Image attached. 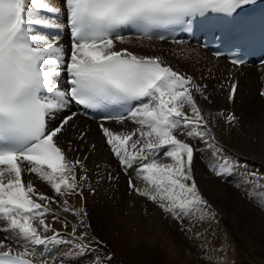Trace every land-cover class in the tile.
Here are the masks:
<instances>
[{"label": "snow or ice", "instance_id": "obj_1", "mask_svg": "<svg viewBox=\"0 0 264 264\" xmlns=\"http://www.w3.org/2000/svg\"><path fill=\"white\" fill-rule=\"evenodd\" d=\"M256 2L62 0L70 35L66 48L50 34L61 28L54 0H0V233L4 234L0 264H57L56 258L42 255L36 246L62 244L69 247L58 264H111L113 253L105 252L107 245L91 235L86 210L72 207L65 197L83 199L85 187L95 193L87 184L83 160L67 155L76 151L74 140H86V132L78 130L77 117L114 108L122 111L102 116L98 127L128 177L130 193L158 209L165 220L175 221L188 240L206 241L205 233L197 229L217 221L194 177L197 149L189 141L204 145L208 171L214 177L237 176L234 186L244 189L247 198L264 211V172L249 170L214 131L221 122L236 127L235 113L206 111L198 97L207 105L213 103L208 85L174 70L160 56L117 48L131 42L121 30L135 31L141 41H163L168 37L154 35L155 29L191 32L194 23L210 14L233 18ZM214 55L219 58L221 53ZM243 55L234 51L230 63L245 64ZM219 87L226 88L229 103L235 101L237 81L230 79ZM260 95L264 97V90ZM105 121L121 125L129 121L134 127L117 132ZM69 133H76L74 139H67ZM65 140L66 147L62 146ZM25 174L47 184L53 196L38 192L31 180L25 182ZM108 178L113 179L111 174ZM52 204L77 223L61 220ZM144 214L151 217L147 207ZM49 215L71 231L54 229L46 222ZM198 247L202 258L213 264L207 243ZM224 247L221 244L218 250Z\"/></svg>", "mask_w": 264, "mask_h": 264}, {"label": "bare ground", "instance_id": "obj_2", "mask_svg": "<svg viewBox=\"0 0 264 264\" xmlns=\"http://www.w3.org/2000/svg\"><path fill=\"white\" fill-rule=\"evenodd\" d=\"M54 3L60 9L58 23L63 26L62 0H54ZM125 37L129 38L131 42L123 45L117 44L118 49L127 48L137 55L160 56L174 70L192 76L197 83L207 84L213 103L207 105L198 97V101L205 107L206 111L215 113L223 109L238 116L243 106L252 105L255 100H264L260 95L261 90H264V64L234 66L223 59L215 58L210 52L201 49L199 46L186 42L175 44L146 39L141 41L137 39V36L132 35ZM55 40L64 46L69 42L67 38H55ZM230 79L238 82V94L232 103L226 100V88L221 89L219 87L221 84H227ZM233 104L235 108H232L231 105ZM240 123L236 127H227L221 122L218 127L214 128V131L230 154L239 156L242 161L248 162L247 164H259L258 156L249 154L243 157L241 149L244 147L243 141L250 144L260 136L262 130H257L252 126L243 130L241 128L242 123ZM76 124L79 126L78 130L86 132V140L83 142L74 140L76 151L68 152L67 155L70 159L79 157L83 160L89 177L87 184L95 189V193L85 187L83 199L78 195L65 197V199L69 200L72 207L76 209L83 207L86 210V223L91 225L89 230L91 235L98 237L107 245L105 252L113 253L114 258L111 264H152L154 261V264L176 263L179 253H181L178 251L179 245L190 243L179 230L177 223L172 220H165L158 209H153L150 204L145 205L140 197L130 193L128 177L121 170L116 158L105 146L96 121L78 116ZM106 124L111 125V129L117 132L130 131L134 127L129 121L123 125L116 121H109ZM231 134L233 138L230 139ZM75 135L76 133H69L67 139H74ZM189 142L197 149L194 153L193 174L201 193L208 201L209 198L215 196L218 201L223 203L227 199L222 185L225 179L216 178L208 171L206 163L208 153L204 150V145L198 141ZM93 144L96 146L95 149L91 147ZM62 146H67L66 140L62 141ZM261 156L263 155L261 154ZM199 157H201L202 162H199ZM109 174L113 179L108 178ZM24 180L25 182L31 180L38 192L53 196L50 187L34 175L25 174ZM51 207L54 212L58 213L61 220L66 219L70 223H77L75 217L70 213L60 211L56 204H52ZM145 207L151 213L150 218L144 214ZM236 210L240 212L238 208ZM235 213L237 215V212ZM219 220L224 232L230 230L227 232L230 233L227 236L233 244V253L236 254V258L244 249L243 246L249 244L251 232L264 233V217L254 210L245 212V223H238L236 218L229 221L224 217H219ZM46 222L62 233L71 231V227L64 229L63 225L59 221H54L51 215L46 217ZM0 236V240H2V234ZM161 245L163 248L159 249L158 246ZM165 245L168 246L167 249L164 248ZM12 246L14 248L19 247L16 243H13ZM68 247V244L36 246L42 255L56 258L57 264Z\"/></svg>", "mask_w": 264, "mask_h": 264}, {"label": "rangeland", "instance_id": "obj_3", "mask_svg": "<svg viewBox=\"0 0 264 264\" xmlns=\"http://www.w3.org/2000/svg\"><path fill=\"white\" fill-rule=\"evenodd\" d=\"M263 99L264 97H262V100ZM231 106L232 108H235L234 104ZM237 117L239 118V123H242L241 128L243 130L251 126L255 127L257 130H262L260 136L254 139L250 144L243 141L242 145L244 144V147L241 150L243 157L249 154L258 156L257 159L259 160V164H248L249 170H259L260 172H264V100H255L252 105L243 106L240 115ZM231 138H233L232 134L230 135V139ZM261 154L263 156H261ZM259 156H261V158H259ZM199 162H202L201 157H199ZM237 179V176H232L223 180V190H225L227 196V199L223 203L218 201L215 196L211 199L209 198L208 202L217 214V221L213 222L210 227L208 224H204L197 229L205 233L206 241H197L196 243H193L189 240L190 243L178 244V251L181 253H179L178 261L176 260V263L174 264H208L207 259L202 258L198 247L200 243L205 242L210 249L209 254L212 257L213 264H264V233L259 234L251 232L249 234V238L251 239L249 244L243 246L244 249L242 248L243 250L240 251L236 258V254L233 253V244L231 243L229 236H227L230 234L227 233L230 230L224 232L220 224L219 217H224L229 221H233V219L236 218L238 219V223H245V212L252 210L257 211L262 217H264V211L257 206V203L247 198L246 191L234 186ZM237 208L240 212L236 210ZM235 212H237V215H235ZM2 239H4V234H2ZM221 244H225L222 251L218 250ZM158 248L162 249L163 245L158 246ZM164 248L167 249L168 246L165 245ZM211 249H217V251H211ZM154 263L155 261L152 262V264Z\"/></svg>", "mask_w": 264, "mask_h": 264}]
</instances>
